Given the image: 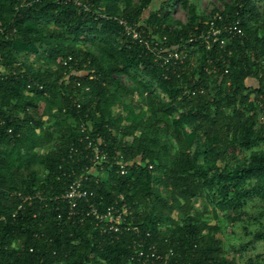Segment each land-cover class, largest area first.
<instances>
[{
	"label": "trees",
	"instance_id": "trees-1",
	"mask_svg": "<svg viewBox=\"0 0 264 264\" xmlns=\"http://www.w3.org/2000/svg\"><path fill=\"white\" fill-rule=\"evenodd\" d=\"M88 2L85 13L73 0H0V264H140L131 262L139 237L133 230L102 235L91 219L70 218L67 205L54 200L18 210L22 196L64 192L69 180L60 168H71L64 159L80 146L81 124L134 163L126 175L107 169L100 185L87 184L91 202L103 210L123 195L133 211L127 225L150 232L160 252L173 250L170 264H238L224 253L221 227L195 206L206 199L215 220L222 213L235 224L250 201L264 204V149H254L264 145V0H233L209 15L193 0ZM180 3L186 23L166 12ZM219 14L241 31L228 40L230 58L215 48L211 70L218 71L201 67L170 82L113 20L144 18V29L173 47ZM202 54L204 64L209 55ZM197 73L195 86L207 95L180 99ZM80 79L92 98L76 109L71 97L83 96L74 87ZM86 207L80 202L81 212ZM253 240L264 244V222ZM247 264H264V255Z\"/></svg>",
	"mask_w": 264,
	"mask_h": 264
},
{
	"label": "built area",
	"instance_id": "built-area-1",
	"mask_svg": "<svg viewBox=\"0 0 264 264\" xmlns=\"http://www.w3.org/2000/svg\"><path fill=\"white\" fill-rule=\"evenodd\" d=\"M70 2V0H63ZM89 0H73L74 4L82 12H91L92 7ZM123 30L128 42L132 45L142 47L146 53L151 54L154 58V63L161 70L164 81L170 82L174 79L183 80L184 76L190 75L193 71L201 68L203 71L211 75V72L218 71L214 68L211 70V52L214 49H219L224 54L230 55L227 49L228 40L235 36H239L241 31L235 23H224L223 17L219 14L213 18H209L207 28L201 32L192 34L187 40L181 42L177 46L167 47V37L162 39L151 29L146 31L143 27L144 18L132 20L129 17L118 16L113 18ZM219 23H222L219 26ZM209 55L201 64L202 53ZM72 61L70 57L65 65ZM228 62L224 61L223 68L225 74H229ZM69 71L78 76H82L83 71H75L72 66H69ZM0 72L4 70L0 69ZM95 79V78H94ZM201 75L196 74L194 84L186 83L182 88V99L196 98L197 96L207 95V90L203 86H195ZM76 89L82 90L83 96L79 98L71 97L72 105L76 109H81L83 104L92 98V89L89 86H84L81 79L74 83ZM0 123L4 125V120L0 117ZM93 125L88 126L81 124L79 130L82 138L79 140L80 146H73L69 150L68 158L64 159V163L70 166L69 171L62 166L61 176L68 177L69 182L66 185L64 192L56 196L55 199L44 196L43 191H38L33 195L21 197L23 204L18 210H23L25 204H32L34 201L40 203L49 200L65 204L69 210L70 218H80L85 216L92 220V225L95 231L102 235H122L125 231L135 232L139 237L134 243L131 262L140 264H170V260L174 255L173 250L168 252H160L156 244H151V233L145 234L138 228H133L128 224V220L133 215L132 207L123 195L116 197L111 204L100 210L96 203L91 202V187L87 184L100 185L103 178L106 176V170H118L120 175H126L127 171L133 167V162H123L120 154H112L107 150V144L101 137L92 135ZM91 129V131L89 130ZM90 131V132H89ZM12 130L8 133L12 134ZM129 140V139H127ZM61 177H59L60 179ZM80 202H85L87 207L85 212H81ZM84 218V219H85ZM6 221L5 216H0V222ZM83 221V220H82ZM148 239V241H147Z\"/></svg>",
	"mask_w": 264,
	"mask_h": 264
},
{
	"label": "rangeland",
	"instance_id": "rangeland-1",
	"mask_svg": "<svg viewBox=\"0 0 264 264\" xmlns=\"http://www.w3.org/2000/svg\"><path fill=\"white\" fill-rule=\"evenodd\" d=\"M197 3L201 13L206 15L211 14L214 10L224 11L227 5H230L233 0H193ZM139 0H135L138 3ZM264 6V2L260 4ZM159 6H154V9ZM158 9V8H157ZM166 12L170 14L176 21L186 23L188 14L182 7V4L176 5L170 11L167 8ZM33 64H38V60L30 58ZM124 83L129 85L127 79ZM249 85H256L254 81H250ZM129 141V140H127ZM254 149H264V145L255 147ZM249 153V152H248ZM245 153L239 155L244 160ZM244 162V161H243ZM198 210L206 212V220L213 225H219L222 229L221 240L225 255L235 258L238 264H247L250 258H255L257 255H264V244L262 242H255L253 234L261 229L264 222V204L259 200L250 201L244 208L243 221L235 224L229 223L224 215L220 213L219 221L213 217L214 206L208 200H199L195 206Z\"/></svg>",
	"mask_w": 264,
	"mask_h": 264
},
{
	"label": "crops",
	"instance_id": "crops-1",
	"mask_svg": "<svg viewBox=\"0 0 264 264\" xmlns=\"http://www.w3.org/2000/svg\"><path fill=\"white\" fill-rule=\"evenodd\" d=\"M130 140V139H129Z\"/></svg>",
	"mask_w": 264,
	"mask_h": 264
}]
</instances>
